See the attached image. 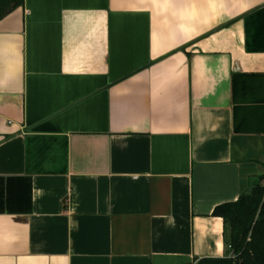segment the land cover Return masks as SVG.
Here are the masks:
<instances>
[{
	"label": "crops",
	"instance_id": "crops-1",
	"mask_svg": "<svg viewBox=\"0 0 264 264\" xmlns=\"http://www.w3.org/2000/svg\"><path fill=\"white\" fill-rule=\"evenodd\" d=\"M262 176L264 0H22L0 18V264L223 256L213 209Z\"/></svg>",
	"mask_w": 264,
	"mask_h": 264
},
{
	"label": "trees",
	"instance_id": "trees-1",
	"mask_svg": "<svg viewBox=\"0 0 264 264\" xmlns=\"http://www.w3.org/2000/svg\"><path fill=\"white\" fill-rule=\"evenodd\" d=\"M22 0H0V18ZM254 183L248 193L214 207L212 214L223 221L226 254L201 257L195 264H264V186Z\"/></svg>",
	"mask_w": 264,
	"mask_h": 264
},
{
	"label": "built area",
	"instance_id": "built-area-1",
	"mask_svg": "<svg viewBox=\"0 0 264 264\" xmlns=\"http://www.w3.org/2000/svg\"><path fill=\"white\" fill-rule=\"evenodd\" d=\"M263 186H264V180L262 181V183H261Z\"/></svg>",
	"mask_w": 264,
	"mask_h": 264
},
{
	"label": "rangeland",
	"instance_id": "rangeland-1",
	"mask_svg": "<svg viewBox=\"0 0 264 264\" xmlns=\"http://www.w3.org/2000/svg\"><path fill=\"white\" fill-rule=\"evenodd\" d=\"M262 183V182H261Z\"/></svg>",
	"mask_w": 264,
	"mask_h": 264
}]
</instances>
